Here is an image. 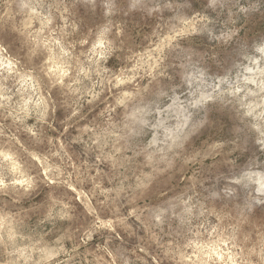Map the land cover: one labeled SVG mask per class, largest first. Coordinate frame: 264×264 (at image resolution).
<instances>
[{"label":"clouds","instance_id":"obj_1","mask_svg":"<svg viewBox=\"0 0 264 264\" xmlns=\"http://www.w3.org/2000/svg\"><path fill=\"white\" fill-rule=\"evenodd\" d=\"M0 264H264V0H0Z\"/></svg>","mask_w":264,"mask_h":264}]
</instances>
